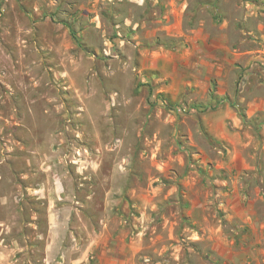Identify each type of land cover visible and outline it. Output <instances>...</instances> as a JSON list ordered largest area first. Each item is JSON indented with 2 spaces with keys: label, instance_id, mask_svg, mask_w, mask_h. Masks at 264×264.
<instances>
[{
  "label": "rangeland",
  "instance_id": "1",
  "mask_svg": "<svg viewBox=\"0 0 264 264\" xmlns=\"http://www.w3.org/2000/svg\"><path fill=\"white\" fill-rule=\"evenodd\" d=\"M0 264H264V0H0Z\"/></svg>",
  "mask_w": 264,
  "mask_h": 264
},
{
  "label": "trees",
  "instance_id": "2",
  "mask_svg": "<svg viewBox=\"0 0 264 264\" xmlns=\"http://www.w3.org/2000/svg\"><path fill=\"white\" fill-rule=\"evenodd\" d=\"M232 106L235 108V110H237V111L239 110V109H238V106H236L235 104H233ZM239 115H240L242 118H244V115H243L242 113H239Z\"/></svg>",
  "mask_w": 264,
  "mask_h": 264
}]
</instances>
